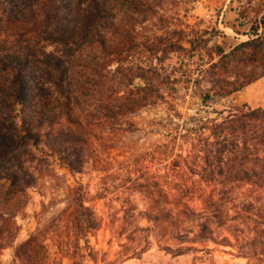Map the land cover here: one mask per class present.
Listing matches in <instances>:
<instances>
[{
  "label": "trees",
  "instance_id": "obj_1",
  "mask_svg": "<svg viewBox=\"0 0 264 264\" xmlns=\"http://www.w3.org/2000/svg\"><path fill=\"white\" fill-rule=\"evenodd\" d=\"M163 1L76 0L70 18L61 11L68 6L64 0H14V5L22 4L23 15L15 18L13 30L39 27L33 40L39 42L43 33L55 38L63 55L44 52L39 57L40 63L54 68L44 71L52 82L44 87L33 79L36 59H32L30 67L29 58L20 53L0 51L1 66L14 69L15 102L21 110L30 109L21 125V138L17 140V134L0 129V177L6 180L0 189V232L2 227L7 232L0 249L17 236L19 227H14L12 217L25 205L26 188L40 175L37 163L43 155L57 154L60 162L77 172L85 161L84 144L89 141V134H96L93 127L102 130L125 124V129H130L132 123L125 116L159 99L165 100L164 82L151 75L159 77L157 67L134 66L124 73L120 65L111 66L115 55H122L134 42V12L148 17L156 11L155 5ZM123 4L128 6L125 11ZM117 6V13H113L112 7ZM117 16L122 18L116 19ZM123 17H129L131 25H126ZM260 23L264 26V15ZM1 29L4 25H0ZM102 29L110 30L111 35ZM253 29L257 31L258 25ZM259 36L238 43L229 51L217 44L212 49L217 60L211 59L204 68L185 71L190 78L199 71L200 78L194 86L206 104L212 103L214 97H228L264 76V38ZM201 40L202 37L190 39L189 47L175 40L168 50L188 58L196 52L200 55L201 47L196 44ZM83 42L96 47L99 53H75ZM203 80L209 82L208 86L201 85ZM179 81L169 79L172 91L177 90ZM161 120L173 132L172 143L180 139L189 147L185 155L175 154L178 158L165 166L163 173L126 179L133 192L143 193L147 205L141 215L126 195L122 223L117 228L113 221L110 229L118 238L115 256L99 261L89 235L96 234L104 218L88 204L89 192L80 184L71 189L67 206L56 219L59 228L38 227L15 246L19 264H61L62 258L70 259V264H123L127 259L140 258L153 239L173 256L191 253L188 264H214L209 243L235 249L248 264H264V107L230 103L215 116L192 115L185 120L174 107V112ZM41 139L44 146L38 149L40 157H36L34 147ZM31 140L33 145L21 153L20 143ZM139 215L145 225L138 222ZM49 238L61 255L59 259L50 256Z\"/></svg>",
  "mask_w": 264,
  "mask_h": 264
},
{
  "label": "rangeland",
  "instance_id": "obj_2",
  "mask_svg": "<svg viewBox=\"0 0 264 264\" xmlns=\"http://www.w3.org/2000/svg\"><path fill=\"white\" fill-rule=\"evenodd\" d=\"M64 2L68 6L61 8V11H66L68 14H65V17L71 18L70 11L74 10L76 0H64ZM13 3L17 2L0 0V25H4V29L0 30V51L12 50L20 53L29 58L28 66L30 67L32 59H36L37 67L33 73L36 78H33L35 83L44 87L50 85L52 82L47 79L48 76L44 74V71L54 70V68L46 63H40L39 57L44 52L63 55L62 48H58L61 46L55 38L50 39L44 33L40 41L35 42L34 32L40 31L39 27L34 30L20 28L21 32L13 30L16 29V22L13 23V21L16 17L20 18L23 15L20 9L22 4L18 2V5H14ZM118 9V6L112 7V12L117 13ZM122 9L125 11L128 6L123 4ZM155 9L156 11L148 17H144L143 12H134L137 19L134 32L131 33L134 42L122 55H115L111 66L120 65L124 73L134 66L157 67L159 77L157 74L151 75L155 80L164 82L165 100L159 99L125 116L124 119L132 123L130 129L126 130L125 127L128 126L125 124L102 130L93 127L96 134H89V141L83 147L85 161L81 170L77 172L70 171L58 160L57 154L43 155V159L37 163L41 173L37 174L33 185L26 188L25 205L18 210L16 216L12 217L14 227H19L18 233L12 243L8 242V246L0 249V264H19L14 254L15 246L27 239L38 227L59 228L56 226L58 223L56 219L67 206L71 189L80 184H83L89 192L88 204L94 206L104 218L103 225L96 234L89 235L90 242L98 250L100 262L114 257L119 248L118 238L111 233L110 229L113 221L117 228L122 223L123 200L126 195H129L135 210L141 215L147 205L143 193L133 192L126 179L137 176L144 178L156 172L163 173L165 166L178 158L175 154L185 155L189 147L188 143L181 144L180 139L172 143L170 140L173 132L162 125L161 119L173 113L174 107L180 111L184 120L192 115L215 116L219 110L227 108L230 103L238 105L247 103L251 107H264V76L228 97H214L212 103L206 104L200 96V91L194 86L200 78L199 71L193 73V78L188 77L189 75L185 72L188 71L187 69L204 68L211 59L217 60L218 56L212 52L213 46L217 44L229 51L238 43L258 35L261 39L264 38V26L260 23V18L264 15V0H164L161 5L156 4ZM120 18L122 17H116V19ZM7 19L11 22L6 23ZM123 21L126 25L132 23L129 17H123ZM256 25L258 29L254 31L253 27ZM102 30L107 36L111 35L110 30ZM254 33L258 35L254 36ZM198 37H202V42L196 44L201 47L200 55L196 52L195 56L188 58L186 55L168 50L170 42L178 40L189 47V40ZM88 44L83 42L75 53H92L91 55L99 53L96 47ZM181 71L185 74L179 75ZM55 72L58 73V70ZM13 74L12 67H2L0 63V129L8 134H17L15 139L18 140L24 133L21 125L24 117L29 115L30 109L21 110V106L15 102L13 93L16 83L13 81ZM169 75H171L170 78ZM115 77L119 80L120 74ZM174 78L180 81L177 82V90L172 91L168 81ZM127 79V77L124 78L125 81ZM135 81L138 82L139 78ZM208 84L206 80L201 82V85L205 87ZM43 143L44 140L41 139L34 147L36 157H40L38 149L43 148ZM31 145H33L32 140L28 143L21 142L18 149H21L22 153ZM160 152L164 153L161 155ZM29 166V170L34 172L30 163ZM182 175L190 176L189 173ZM5 181L0 177V189L1 183ZM138 217V222L145 225V219L140 215ZM3 228L5 227H2L0 232V243L7 238V232ZM151 241L150 248L140 258L127 259L123 264H188L192 257L191 253L173 256L161 249L156 239ZM47 243L51 258L59 259L61 255L53 244V240L49 238ZM209 246L212 248L210 257L213 258L214 264H248L247 259L239 256L231 247L214 243H209ZM70 263V259L62 258L61 264Z\"/></svg>",
  "mask_w": 264,
  "mask_h": 264
},
{
  "label": "built area",
  "instance_id": "obj_3",
  "mask_svg": "<svg viewBox=\"0 0 264 264\" xmlns=\"http://www.w3.org/2000/svg\"><path fill=\"white\" fill-rule=\"evenodd\" d=\"M258 35V33H254V36H257Z\"/></svg>",
  "mask_w": 264,
  "mask_h": 264
}]
</instances>
